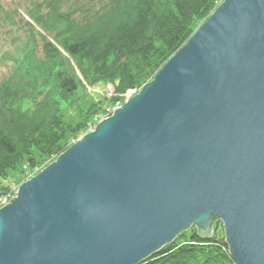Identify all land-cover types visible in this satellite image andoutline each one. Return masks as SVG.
<instances>
[{
  "label": "water",
  "instance_id": "95a60500",
  "mask_svg": "<svg viewBox=\"0 0 264 264\" xmlns=\"http://www.w3.org/2000/svg\"><path fill=\"white\" fill-rule=\"evenodd\" d=\"M223 226L264 264V0H223L111 117L0 208V264H139Z\"/></svg>",
  "mask_w": 264,
  "mask_h": 264
},
{
  "label": "trees",
  "instance_id": "16d2710c",
  "mask_svg": "<svg viewBox=\"0 0 264 264\" xmlns=\"http://www.w3.org/2000/svg\"><path fill=\"white\" fill-rule=\"evenodd\" d=\"M222 1L91 0L81 18L63 0L0 4V66L9 70L0 82V198L11 177L60 156L116 99L97 104L89 89L140 90ZM192 229L139 264H234L220 222L210 240Z\"/></svg>",
  "mask_w": 264,
  "mask_h": 264
},
{
  "label": "rangeland",
  "instance_id": "374dc122",
  "mask_svg": "<svg viewBox=\"0 0 264 264\" xmlns=\"http://www.w3.org/2000/svg\"><path fill=\"white\" fill-rule=\"evenodd\" d=\"M19 0H0V4L5 8V9H8L12 6H14L15 4L18 3ZM27 0H21V2H25L26 3ZM65 3H67L68 5H72L73 7L75 6L76 9H73V10H76V17L77 18H81V17H85L87 12H86V6L89 5V2L91 0H63ZM102 0H93L94 4H99ZM222 2H220L221 4ZM219 4V5H220ZM68 5L64 8V11H69V8H68ZM218 5V6H219ZM217 6V7H218ZM216 7V8H217ZM216 10V9H215ZM214 10V11H215ZM212 15V14H211ZM210 15V16H211ZM20 16L22 18H24L25 20H27V17L25 14H23L21 11H20ZM209 16V17H210ZM208 17V18H209ZM28 21V20H27ZM30 22V21H29ZM204 23V22H203ZM202 23V24H203ZM34 26L35 24L32 23ZM49 38V37H48ZM1 51V50H0ZM8 68L5 66V65H2L0 66V82L4 79L5 75H7L8 73ZM80 76V75H79ZM90 95L91 94H97L100 95V97H98L96 99V102L95 103H100L101 101H105L106 99L105 98H114L116 97V99L114 100V102H110V101H106V103L102 104V111L101 113H99L97 116L94 117V122H95V119L98 118L99 116L101 117L103 115V112L107 109H114L116 108L117 105L119 104H122L124 103L126 100H128L129 98L133 97L134 95H136L139 90H132V91H127L125 92L124 94L122 95H119L118 97L115 95L114 93V89L113 87L111 86V84H107L106 87H103L102 90H91L89 89L88 90ZM90 103L89 100H86L85 104H88ZM95 126V123L91 126L88 127L87 131H86V134L87 133H90L92 132V128ZM94 129V128H93ZM85 134L81 135L77 140L71 142L70 146L71 147L75 142H77L81 137H83ZM59 157V156H58ZM57 157V158H58ZM57 158H53V159H49L47 162L37 166V168L34 169V171L32 172V174H23V175H20V177H11L10 181H9V193L7 194L6 197H4V199H6L5 201H3L1 198H0V208L4 207L6 204H8V200L11 198V197H14L18 188L24 184L25 182L29 181L30 179H32L33 177L37 176L41 171H43L46 167H48L50 164H52L53 162H55V160ZM192 230H189L187 232L184 233V237H177V241H184L185 239H189L191 234H192ZM221 232V231H220Z\"/></svg>",
  "mask_w": 264,
  "mask_h": 264
},
{
  "label": "built area",
  "instance_id": "2783aa9c",
  "mask_svg": "<svg viewBox=\"0 0 264 264\" xmlns=\"http://www.w3.org/2000/svg\"><path fill=\"white\" fill-rule=\"evenodd\" d=\"M130 99V98H129ZM128 99V100H129ZM128 100H126L124 103H122V104H119V105H117L116 106V108H114V109H107V110H105L104 112H103V115L100 117H98V118H96L95 119V124H98V123H100V122H102L103 120H106L107 118H109V117H111L112 116V114L114 113V111L115 110H117V109H119V108H121L122 106H123V104H125ZM95 127V126H94ZM93 127V128H94ZM93 128H92V131H93ZM14 197H11L9 200H11V199H13ZM3 201H5L6 199H2ZM9 200H8V202H9ZM7 202V203H8Z\"/></svg>",
  "mask_w": 264,
  "mask_h": 264
}]
</instances>
